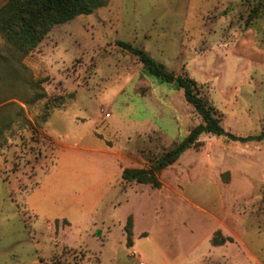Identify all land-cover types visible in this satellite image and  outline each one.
<instances>
[{
	"label": "rangeland",
	"instance_id": "rangeland-1",
	"mask_svg": "<svg viewBox=\"0 0 264 264\" xmlns=\"http://www.w3.org/2000/svg\"><path fill=\"white\" fill-rule=\"evenodd\" d=\"M88 1L20 62L0 36V264H264V138L203 133L160 187L122 179L201 118L116 43L194 79L226 132L257 135L264 0Z\"/></svg>",
	"mask_w": 264,
	"mask_h": 264
},
{
	"label": "trees",
	"instance_id": "trees-1",
	"mask_svg": "<svg viewBox=\"0 0 264 264\" xmlns=\"http://www.w3.org/2000/svg\"><path fill=\"white\" fill-rule=\"evenodd\" d=\"M92 6L88 0H6L0 7V36L18 54L17 62L32 51L43 37L55 24L64 23L78 15L91 13ZM116 43L124 49L137 55L144 71L167 84H174L183 91L184 98L188 104L201 118V122L189 130L188 134L170 148L163 150L155 158L149 168L125 167L121 171L123 180L140 184H151L160 187L161 181L157 173L167 166L175 163L181 154L189 149L200 145L199 137L203 133L213 135H225L226 137L246 143L249 141H260L264 138V130L257 135L240 136L226 132L221 126L219 119L215 116L212 106L200 95L197 83L187 75H176L168 70L166 66L152 58L142 49L132 46L130 43L117 40ZM5 60L0 49V63ZM7 60V59H6ZM9 67L10 63L7 64ZM0 118L1 128L6 124ZM5 123L4 125H2ZM124 230L127 235V243H131L132 216L126 219ZM229 237L221 235L216 231L212 242L216 245L223 244Z\"/></svg>",
	"mask_w": 264,
	"mask_h": 264
},
{
	"label": "crops",
	"instance_id": "crops-1",
	"mask_svg": "<svg viewBox=\"0 0 264 264\" xmlns=\"http://www.w3.org/2000/svg\"><path fill=\"white\" fill-rule=\"evenodd\" d=\"M173 110V108H171ZM159 115V114H158ZM160 116V115H159ZM149 120L146 122V124H148Z\"/></svg>",
	"mask_w": 264,
	"mask_h": 264
},
{
	"label": "built area",
	"instance_id": "built-area-1",
	"mask_svg": "<svg viewBox=\"0 0 264 264\" xmlns=\"http://www.w3.org/2000/svg\"><path fill=\"white\" fill-rule=\"evenodd\" d=\"M107 115H109V114H107Z\"/></svg>",
	"mask_w": 264,
	"mask_h": 264
}]
</instances>
